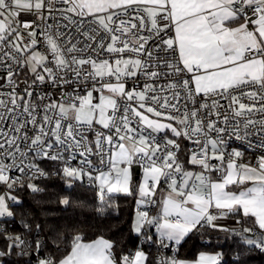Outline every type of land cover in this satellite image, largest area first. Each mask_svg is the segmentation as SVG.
<instances>
[{"label": "snow or ice", "instance_id": "6c2138e0", "mask_svg": "<svg viewBox=\"0 0 264 264\" xmlns=\"http://www.w3.org/2000/svg\"><path fill=\"white\" fill-rule=\"evenodd\" d=\"M52 180L90 190L101 221L128 205V235L27 211L7 227L17 193ZM202 231L224 233L222 250L183 258ZM257 250L264 0H0V264H247Z\"/></svg>", "mask_w": 264, "mask_h": 264}, {"label": "trees", "instance_id": "16d2710c", "mask_svg": "<svg viewBox=\"0 0 264 264\" xmlns=\"http://www.w3.org/2000/svg\"><path fill=\"white\" fill-rule=\"evenodd\" d=\"M46 191L38 195H34L27 190H22L17 193L22 201V204L16 206V223L13 225H7L9 228L21 230L20 215L27 211L30 213L29 218L34 219L36 222L44 223L45 220L49 224L55 222L58 225H74L79 224L81 226L87 225L84 231L87 232L89 237H95L99 230L108 228L111 226V231H106L104 234L110 238L119 240L120 234L126 237L128 235V218L129 211L128 205L122 204L120 209V215H112L111 217L101 221L95 217L92 210L94 203V195L90 190L77 187L72 190L65 189L63 184L58 180L45 181ZM57 193L69 194L75 199H80L86 202L88 207L85 208H69L64 210L62 206L55 203H49L53 196ZM224 233H214L213 240L209 243V235L205 232L194 234L186 243L183 244L180 255L188 260H194L198 258L201 252L213 254L216 251H221V243H217L214 237H223ZM128 246L132 247L131 242H128ZM234 247L231 240L226 244H223V250L231 255V249ZM16 260L18 258H11ZM247 264H264V253L255 251L251 253L247 258Z\"/></svg>", "mask_w": 264, "mask_h": 264}, {"label": "crops", "instance_id": "0c3cea01", "mask_svg": "<svg viewBox=\"0 0 264 264\" xmlns=\"http://www.w3.org/2000/svg\"><path fill=\"white\" fill-rule=\"evenodd\" d=\"M220 223H226L228 225H232L234 223V221H231V220H229V221H220Z\"/></svg>", "mask_w": 264, "mask_h": 264}, {"label": "built area", "instance_id": "2783aa9c", "mask_svg": "<svg viewBox=\"0 0 264 264\" xmlns=\"http://www.w3.org/2000/svg\"><path fill=\"white\" fill-rule=\"evenodd\" d=\"M258 251V250H257ZM259 252V251H258ZM261 253V252H260Z\"/></svg>", "mask_w": 264, "mask_h": 264}]
</instances>
